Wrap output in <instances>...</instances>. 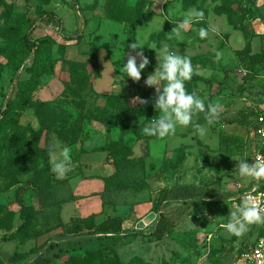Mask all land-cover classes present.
I'll return each instance as SVG.
<instances>
[{
	"label": "rangeland",
	"instance_id": "rangeland-1",
	"mask_svg": "<svg viewBox=\"0 0 264 264\" xmlns=\"http://www.w3.org/2000/svg\"><path fill=\"white\" fill-rule=\"evenodd\" d=\"M192 8L204 19L177 38L171 30ZM138 17V25L127 21ZM28 21L34 39H52L47 49L55 59L30 92L22 85L35 54L22 38ZM200 28L208 29L206 39ZM137 40L150 63L134 82L121 67ZM165 46L190 57L187 90L206 104L219 102L221 116L208 125L199 114L208 129L204 139L179 125L165 138L131 134L132 155L116 167L110 156L119 147L116 117L128 108L137 124L146 120L147 104L133 98L155 96L145 81ZM263 48L264 0H0V118L9 108L0 125V264H230L262 228L253 224L237 237L224 225L236 208L233 197L252 183L235 175V159L252 163L259 154L252 125L241 121L264 93ZM217 52L222 56L214 62ZM222 133L239 143L223 146ZM52 144L70 149L63 179L50 170ZM41 172V186L23 195L22 215L19 190ZM105 181L106 210L97 218L63 216L75 194L90 195ZM151 213L157 217L137 228ZM108 217L122 220L119 233H90ZM23 219L27 236L12 238Z\"/></svg>",
	"mask_w": 264,
	"mask_h": 264
},
{
	"label": "clouds",
	"instance_id": "clouds-1",
	"mask_svg": "<svg viewBox=\"0 0 264 264\" xmlns=\"http://www.w3.org/2000/svg\"><path fill=\"white\" fill-rule=\"evenodd\" d=\"M204 15L202 10L190 9L185 13L183 19L172 28L171 32L177 38H181L182 31L189 30L193 22L202 21ZM212 31L215 32L217 29L213 28ZM198 35L201 39H206L209 31L206 28H200ZM171 38L170 35L169 39ZM128 49L127 60L126 63H123L121 71L126 73L132 81L139 82L142 78V71L150 61L144 55L142 42L133 41L128 45ZM150 49L154 50L155 45H152ZM221 56L222 53L217 52L214 62H219ZM156 59L158 65L155 71L148 75L145 84L155 88L153 106L159 115L149 120L143 127V134L165 138L175 135L177 125H179L184 128L190 126L200 139H204L208 129L198 122L199 114L203 113L207 124L213 125L221 116L222 106L219 102L206 104L205 99L195 91L189 93L187 90L186 82L190 81L194 74L190 57L170 51L165 46L159 54H156ZM161 81L165 82L163 87L160 86ZM137 102L140 105L148 103L147 100L134 97L133 103ZM260 134L264 136V129L260 130ZM49 156L51 172L57 179H63L70 170V149L64 147L58 151V146L52 144L49 146ZM235 160L238 161L234 170L235 175L254 182L252 190L245 192L240 197V203L235 210L230 211L229 221L224 225L229 234L241 237L249 231L251 225H264V193H261L259 197L254 194L260 183L264 182V157L258 155L252 163H249L247 159Z\"/></svg>",
	"mask_w": 264,
	"mask_h": 264
},
{
	"label": "trees",
	"instance_id": "trees-1",
	"mask_svg": "<svg viewBox=\"0 0 264 264\" xmlns=\"http://www.w3.org/2000/svg\"><path fill=\"white\" fill-rule=\"evenodd\" d=\"M49 20H55V15L53 13H48ZM127 20V18H126ZM141 17H138L136 20L128 19L129 23L138 25L141 23ZM59 25L62 26L61 21H57ZM34 26V22L28 21L23 30H22V38L27 44L28 51L31 54L33 51H35L34 58L32 61V65L30 67L31 71V78L27 81H24L22 85L27 86V90L30 92L34 88L38 87L41 84V77L42 75L46 73H51L54 70V63L55 59L47 49L48 46L53 42L51 38H41V39H34L33 34H32V28ZM262 55H264V48L262 51ZM153 97H151L148 100L146 109H147V118L144 122L141 124H137L134 121V118L131 115V112L128 108H123L121 113L116 117L118 124L120 126V137H119V147L116 150H111L110 156L113 159V162L115 163L116 167H120L124 165L125 162H127L128 157L132 155V149L126 142V138L130 136L131 134L139 136L141 135L143 127L151 120L152 118H155L158 116L157 111L154 109L153 106ZM9 113V108L4 109L2 112V117L0 118V125L2 124V120L4 117H6ZM252 116V113L249 111L247 117L245 120H242L241 123H245L246 125L251 124L250 118ZM105 123H109L110 119H101ZM155 137V136H153ZM221 138V143L223 146H232V145H237L240 141V139L236 136H231L222 133L220 135ZM45 172H41L38 175H36L31 181L30 184L24 187H21L19 190V200L22 204V209H21V214L23 215L28 207L25 204L24 200V193L26 190L30 188H39L41 184L45 180ZM107 181H105V188L104 190L100 193L102 199H103V204L106 207V202H105V192L107 190ZM41 194V193H40ZM99 214H92L88 217H78L80 222H86L89 221L90 219H95L98 217ZM73 220V218H72ZM119 220V221H118ZM80 222L77 225V229H80ZM122 223V220L120 218H107L104 221H102L99 224H92L93 227L90 225H87V227H91L90 233L91 234H96L100 233L103 235H110L114 233H119L117 230L120 228V224ZM29 227V221L28 219H23L22 225L18 227V229L15 231V233L12 235V238H20V237H26L27 235H22L23 231ZM165 230L168 231L166 228ZM259 235H264V227L262 226L261 231ZM7 264V263H6Z\"/></svg>",
	"mask_w": 264,
	"mask_h": 264
},
{
	"label": "built area",
	"instance_id": "built-area-1",
	"mask_svg": "<svg viewBox=\"0 0 264 264\" xmlns=\"http://www.w3.org/2000/svg\"><path fill=\"white\" fill-rule=\"evenodd\" d=\"M249 111L252 113L250 125H252L254 135L259 141L258 155L264 157V136L260 134V130L264 129V93L262 99L254 102ZM253 186L254 182L248 188L239 191L236 197H233L232 201L235 206L240 203V197L245 192H250ZM261 193H264V182L260 183L257 192L254 194L259 197ZM262 226L264 227V225ZM230 264H264V235H259L251 245L238 251Z\"/></svg>",
	"mask_w": 264,
	"mask_h": 264
},
{
	"label": "crops",
	"instance_id": "crops-1",
	"mask_svg": "<svg viewBox=\"0 0 264 264\" xmlns=\"http://www.w3.org/2000/svg\"><path fill=\"white\" fill-rule=\"evenodd\" d=\"M104 186L101 183L95 185L90 195L78 196L74 195L70 201L63 205L62 213L65 217H73L77 214L79 217H88L92 214H101L106 210L103 204V199L100 193L103 191ZM79 194V193H77Z\"/></svg>",
	"mask_w": 264,
	"mask_h": 264
},
{
	"label": "water",
	"instance_id": "water-1",
	"mask_svg": "<svg viewBox=\"0 0 264 264\" xmlns=\"http://www.w3.org/2000/svg\"><path fill=\"white\" fill-rule=\"evenodd\" d=\"M157 217L156 213H151L146 216L143 220L137 223V228L144 229L151 221H153Z\"/></svg>",
	"mask_w": 264,
	"mask_h": 264
}]
</instances>
